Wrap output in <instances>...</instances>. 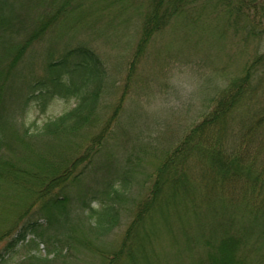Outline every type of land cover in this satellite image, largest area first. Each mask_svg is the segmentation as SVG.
<instances>
[{
	"label": "trees",
	"instance_id": "trees-1",
	"mask_svg": "<svg viewBox=\"0 0 264 264\" xmlns=\"http://www.w3.org/2000/svg\"><path fill=\"white\" fill-rule=\"evenodd\" d=\"M104 1L0 0V247L5 240L0 264H47L73 248L101 264H162L166 252L160 247L158 259L151 262L148 243L153 232L160 231L163 219L169 230L172 226L165 234L170 237L169 252L180 244L179 264H264L261 44L249 52L241 72L212 98L181 142L153 164V181L147 193L134 200L135 215L124 237L119 244L109 245L103 241L120 224L125 203L131 199V170L127 174L108 163L95 168L103 170L104 176L101 187L91 191L98 207L80 189L67 191L70 184L81 182L88 164L75 175L73 170L82 161L90 164L104 141L115 136V130L107 127L110 119L102 117L99 107L109 77L105 61L82 42L67 45L60 53L54 50L38 77L22 66L28 51L52 29L64 27L63 33L86 28L94 33L101 29L100 17L108 28L115 14L123 19L135 9L125 19L131 23L135 15L140 23L131 78L155 34L166 30H184L188 41L193 37L197 44V37L206 39L209 27L225 19L227 26L246 34L247 41H261L264 0H146L144 9L138 7V0ZM210 11L221 18L215 26L199 17L205 12L211 16ZM56 95L75 98L77 103L33 125L34 129L20 120L30 102L45 110ZM89 127L96 132L91 133L85 152L67 165L63 166L65 160L55 164L42 156L39 164L24 163L29 155H24L22 146L31 147L36 139L79 136ZM161 206L157 220L139 231L144 216Z\"/></svg>",
	"mask_w": 264,
	"mask_h": 264
},
{
	"label": "rangeland",
	"instance_id": "rangeland-1",
	"mask_svg": "<svg viewBox=\"0 0 264 264\" xmlns=\"http://www.w3.org/2000/svg\"><path fill=\"white\" fill-rule=\"evenodd\" d=\"M99 1L101 0H92L95 4ZM145 2L146 0H138V7L144 9ZM101 3L106 2L102 0ZM134 12L135 9L129 10L126 18ZM117 14L114 15L116 19L112 26L108 28H105L107 25L100 17L101 24H97L100 25L98 29L100 27L101 29L94 33H89L86 28L62 31L63 33L61 30L64 27L52 29L40 43L28 51L22 64L26 71L28 68L29 74L38 77L44 74L43 65L53 58L51 53L54 50L60 53L67 45L82 42L89 43L105 61L109 77L99 107L102 117L110 119L107 127L115 130V136L114 139L104 141L90 164L87 160L82 161L81 165L73 170L75 175L88 164L81 182L77 186L70 184L67 191L78 193L80 189L90 199L91 205L98 207L100 203L92 199L91 191L101 187L104 176L103 170L95 168L108 163L112 168H118L127 174V171L131 170L130 177L133 180L131 199L128 198L125 203L126 208L122 212L120 224L105 237L106 240L103 242L108 245L119 244L124 237L135 215L134 200H139L147 193L153 181V176L151 177L154 172L153 164L175 148L190 127L201 119V115L211 105L212 98L241 72L249 58V52L256 49L257 44H261V50L264 49V36L261 41L254 38V41L252 39L247 41L246 34L234 31L231 26L226 25L225 19L220 22L221 18L217 17L216 11H210L211 16L205 12L199 17L202 16L206 24L214 25L217 18L218 23L220 22L218 26L214 25L215 28L209 27L206 39L197 37V44L193 37L188 41L187 32L180 29L155 34L145 56L135 67L136 73L130 78L128 73L140 36V23L135 15L132 16L131 23H127L126 18L121 19V15ZM194 14L193 10L192 15ZM53 56L56 58L57 54L54 53ZM19 85L27 87L21 82ZM76 103L75 98L56 95L46 109L42 110L36 101H32L20 120L33 128V125H41L59 116ZM93 131L96 132V129L89 127L79 136L36 139L31 147L22 146L24 155H29V158L24 157V163L39 164L42 156L55 164L65 160L63 165L65 166L85 152ZM166 196L163 195L162 198L166 199ZM163 208L164 206L154 208L144 216L146 219L139 231L150 226L152 220H157ZM160 224V231H154L148 243L153 251L151 249L148 251L150 260L153 262L155 258L158 259L157 253L161 247L162 252H166V259L165 262L162 260V264H179L181 261L177 259L179 256L177 250L180 249V244H175L176 251L171 247L173 251L170 253L168 239L170 237H165V234L172 230V226L169 230L165 219ZM173 225H176L174 221ZM4 244L5 240L1 242L2 246ZM41 249L40 254L44 256L46 252L43 245ZM81 252L74 248L68 249L64 257L48 261L47 264H101L92 255Z\"/></svg>",
	"mask_w": 264,
	"mask_h": 264
}]
</instances>
